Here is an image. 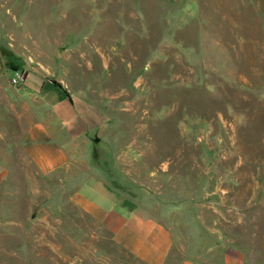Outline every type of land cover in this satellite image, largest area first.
Here are the masks:
<instances>
[{
    "label": "rangeland",
    "instance_id": "obj_1",
    "mask_svg": "<svg viewBox=\"0 0 264 264\" xmlns=\"http://www.w3.org/2000/svg\"><path fill=\"white\" fill-rule=\"evenodd\" d=\"M0 58L105 113L96 164L134 199L264 264V0H0ZM26 191L0 195V264H141L67 192Z\"/></svg>",
    "mask_w": 264,
    "mask_h": 264
},
{
    "label": "crops",
    "instance_id": "obj_2",
    "mask_svg": "<svg viewBox=\"0 0 264 264\" xmlns=\"http://www.w3.org/2000/svg\"><path fill=\"white\" fill-rule=\"evenodd\" d=\"M1 72V196L21 195L24 189L36 195L40 188L54 197L67 192L71 206L107 229L141 264H246L243 251L205 222L201 227L199 216L181 217L182 210L162 212L136 200L134 179L119 168L114 179L98 168L95 143L106 115L65 81L32 70L16 89L12 70L9 76Z\"/></svg>",
    "mask_w": 264,
    "mask_h": 264
},
{
    "label": "built area",
    "instance_id": "obj_3",
    "mask_svg": "<svg viewBox=\"0 0 264 264\" xmlns=\"http://www.w3.org/2000/svg\"><path fill=\"white\" fill-rule=\"evenodd\" d=\"M27 73L21 69L12 70L10 83L12 87L18 89L26 82Z\"/></svg>",
    "mask_w": 264,
    "mask_h": 264
},
{
    "label": "water",
    "instance_id": "obj_4",
    "mask_svg": "<svg viewBox=\"0 0 264 264\" xmlns=\"http://www.w3.org/2000/svg\"><path fill=\"white\" fill-rule=\"evenodd\" d=\"M2 69H3V63H2V60L0 58V72L2 71ZM97 141H98V139H97Z\"/></svg>",
    "mask_w": 264,
    "mask_h": 264
},
{
    "label": "trees",
    "instance_id": "obj_5",
    "mask_svg": "<svg viewBox=\"0 0 264 264\" xmlns=\"http://www.w3.org/2000/svg\"><path fill=\"white\" fill-rule=\"evenodd\" d=\"M12 70H16V69L14 68V69H12Z\"/></svg>",
    "mask_w": 264,
    "mask_h": 264
}]
</instances>
